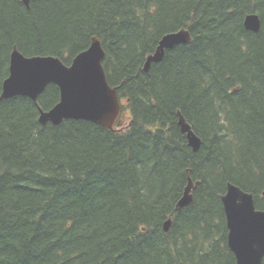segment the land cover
Listing matches in <instances>:
<instances>
[{
  "label": "trees",
  "instance_id": "16d2710c",
  "mask_svg": "<svg viewBox=\"0 0 264 264\" xmlns=\"http://www.w3.org/2000/svg\"><path fill=\"white\" fill-rule=\"evenodd\" d=\"M180 29L190 41L144 72ZM93 38L130 120L41 125L53 84L0 101V264H237L222 196L231 183L264 210V0H0V96L15 48L70 65Z\"/></svg>",
  "mask_w": 264,
  "mask_h": 264
},
{
  "label": "water",
  "instance_id": "95a60500",
  "mask_svg": "<svg viewBox=\"0 0 264 264\" xmlns=\"http://www.w3.org/2000/svg\"><path fill=\"white\" fill-rule=\"evenodd\" d=\"M24 2L29 4V0ZM244 26L248 31L258 33L261 29L259 15L248 14ZM190 38L186 29L164 35L154 53L147 57L144 72H148L153 63H160L167 50L187 44ZM105 55L98 38H93L90 47L79 53L70 65L50 55L27 57L15 48L10 56L9 76L3 83L0 101L21 96L37 103L40 95L53 84L59 88L60 100L50 110H39L41 125L50 123L58 126L66 120H85L110 130L120 127L124 106L117 88L108 82L103 66ZM179 116L181 131L186 134L189 146L197 152L201 139L184 117ZM199 184L189 179L177 203V211L192 204V191ZM262 194L264 196V191ZM222 203L228 228V246L237 264H263L264 210L256 207L254 195L229 183ZM171 224L170 217L164 223L166 233L170 231Z\"/></svg>",
  "mask_w": 264,
  "mask_h": 264
},
{
  "label": "rangeland",
  "instance_id": "374dc122",
  "mask_svg": "<svg viewBox=\"0 0 264 264\" xmlns=\"http://www.w3.org/2000/svg\"><path fill=\"white\" fill-rule=\"evenodd\" d=\"M125 104V102H123ZM124 123L129 122L130 120V113L128 110H124V117H123Z\"/></svg>",
  "mask_w": 264,
  "mask_h": 264
}]
</instances>
